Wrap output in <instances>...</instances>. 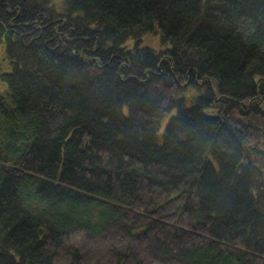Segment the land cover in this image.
Masks as SVG:
<instances>
[{
    "label": "trees",
    "instance_id": "trees-1",
    "mask_svg": "<svg viewBox=\"0 0 264 264\" xmlns=\"http://www.w3.org/2000/svg\"><path fill=\"white\" fill-rule=\"evenodd\" d=\"M2 40L0 264H264V0H0Z\"/></svg>",
    "mask_w": 264,
    "mask_h": 264
},
{
    "label": "rangeland",
    "instance_id": "rangeland-1",
    "mask_svg": "<svg viewBox=\"0 0 264 264\" xmlns=\"http://www.w3.org/2000/svg\"><path fill=\"white\" fill-rule=\"evenodd\" d=\"M55 2H59V0H52ZM160 33L159 30H157L156 33H148L144 36L143 40L141 41L142 46H148L150 48H153L155 50H158L161 48L160 45ZM128 45H131V40L127 42ZM10 72V65L6 58L5 53V41L0 42V96H4L6 94V83L2 80L1 76L5 73ZM168 116L165 117L163 123H162V129L164 128L166 122H167Z\"/></svg>",
    "mask_w": 264,
    "mask_h": 264
}]
</instances>
